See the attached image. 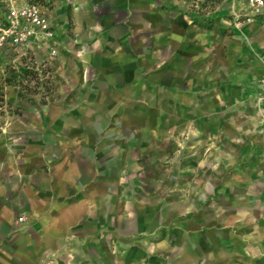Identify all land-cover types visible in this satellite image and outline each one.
Instances as JSON below:
<instances>
[{
  "label": "rangeland",
  "instance_id": "374dc122",
  "mask_svg": "<svg viewBox=\"0 0 264 264\" xmlns=\"http://www.w3.org/2000/svg\"><path fill=\"white\" fill-rule=\"evenodd\" d=\"M22 1L0 0V13ZM26 1L48 7L46 0ZM179 1L183 12H196L203 26L212 11L222 16L225 27L241 28L250 23L244 17L234 20L231 0ZM72 6L69 0H53L49 19L52 37L48 41L27 51H0V224L8 230L26 221V210L32 205L17 198H28L27 192L37 197L97 191L108 197L101 201L102 222L111 223L95 254L100 264H126V253L131 250L125 243L126 225L144 224L151 230L161 225L159 233L147 235L151 247L163 238L165 243L175 242V227L204 225L210 216L214 225L229 233V264H237L238 255L254 256L251 230L236 216L248 199L237 200V192L254 188L255 169L259 162L264 165V148L238 153L232 165L217 167L219 152L214 143L209 146L212 151L204 152L199 144L191 151L189 145L178 141L189 143L188 136L174 135L172 118L159 120L156 71L135 72L137 86L129 90L98 88L94 71L84 79L75 54L88 47L73 34L78 24L72 18ZM256 23L250 34L256 32L264 49V17ZM212 27L221 30L216 23ZM152 50L156 52V47ZM150 65L155 69L157 62ZM147 75H152L150 80ZM258 84L256 127L264 145V73ZM85 128H99L100 132L89 135ZM90 153L95 159L94 177L83 184L78 178L83 169L81 158ZM204 155L206 163L215 165L202 163ZM37 200L44 206L46 199ZM59 202L68 204L76 199L67 196ZM188 205V211L179 212ZM7 210L11 226L2 218ZM4 234L0 231V240ZM81 234L70 232L66 241ZM109 234L114 237L106 238ZM64 246L52 255L54 262L62 261L68 248Z\"/></svg>",
  "mask_w": 264,
  "mask_h": 264
},
{
  "label": "crops",
  "instance_id": "0c3cea01",
  "mask_svg": "<svg viewBox=\"0 0 264 264\" xmlns=\"http://www.w3.org/2000/svg\"><path fill=\"white\" fill-rule=\"evenodd\" d=\"M46 2L48 7L43 6V10L51 19L53 0ZM27 3L23 0L15 7ZM69 4L73 5L72 18L78 24L73 34L88 47L75 54L84 79L94 71L98 88L129 90L137 86L135 72L156 71L159 120L172 118L174 135L188 136L189 143L178 141L189 145L191 151L197 144L202 145L204 152L212 151L214 143L219 152L215 157L217 165L206 163L208 157L204 155L201 161L206 166H230L238 153L264 148L256 127L255 106L258 83L264 73V49L256 32L250 34L256 19L264 17V11L247 26L229 28L214 11L207 23L200 25L197 13L186 15L179 0H69ZM231 6L234 20L236 16L248 15L241 0H231ZM214 22L221 25V30L212 27ZM43 42L46 41H34L31 48ZM155 47L156 52L152 50ZM154 55L157 59L151 57ZM152 61L157 62L155 69L150 65ZM150 76L147 75L148 80ZM85 129L89 135L100 132L99 128ZM81 159L83 169L78 178L87 184L94 177L95 159L91 153ZM259 163L254 188L237 192V200H248L236 216L251 230L255 246L254 256L238 255L237 264H264V165ZM58 194L61 195L44 193L36 197V193L27 192L28 198L18 197L17 200H29L32 205L26 210V221L19 226H11L8 210L3 212V221L11 227L5 230L0 224V231L7 233L0 240V264L101 263L95 260V254L103 244V232L111 227V223L102 222L101 201L108 197L97 191H80L67 194L76 202L63 204L59 201L67 196L64 192ZM37 198L46 199L44 206ZM190 208L188 205L179 212ZM208 218L209 223L204 225L175 227V242L168 244L163 238L151 247L147 235L159 233L161 225L152 230L144 224L126 225L125 243L131 250L126 253L125 263L229 264V233L214 225L213 216ZM73 231L83 235L67 242L66 235ZM133 233L142 235L135 237ZM61 245L68 246L67 252L60 263L54 262L52 255Z\"/></svg>",
  "mask_w": 264,
  "mask_h": 264
},
{
  "label": "built area",
  "instance_id": "2783aa9c",
  "mask_svg": "<svg viewBox=\"0 0 264 264\" xmlns=\"http://www.w3.org/2000/svg\"><path fill=\"white\" fill-rule=\"evenodd\" d=\"M248 12L244 21L250 22L253 17L264 11V0H241ZM240 16H236L238 21ZM52 37L51 24L43 6L31 1L22 7H8L0 13V51L14 48L27 51L34 41H48ZM55 50L52 49L51 54ZM22 221V218L19 219Z\"/></svg>",
  "mask_w": 264,
  "mask_h": 264
}]
</instances>
